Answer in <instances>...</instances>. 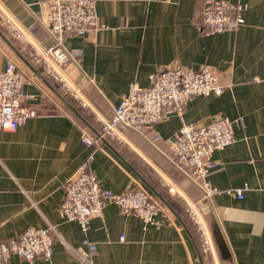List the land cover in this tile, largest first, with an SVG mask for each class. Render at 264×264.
<instances>
[{"label":"crops","instance_id":"0c3cea01","mask_svg":"<svg viewBox=\"0 0 264 264\" xmlns=\"http://www.w3.org/2000/svg\"><path fill=\"white\" fill-rule=\"evenodd\" d=\"M49 1L0 0V67L15 63L29 95L21 105L38 112L17 130L0 128V241L52 225L60 235L52 258L31 264H84L74 250H88L85 240L95 245V264H264V0H238L246 6L243 23L215 33L206 31L201 14L207 0H95L99 28L65 40L81 50L68 71L86 107L35 58L53 43L42 24ZM202 64L218 71L226 85L222 94L196 96L182 115L142 132L120 130V141L104 140L94 151L91 165L102 186L116 193L146 189L159 204L158 224L122 213L113 201L87 230L63 217L58 207L64 184L91 151L83 134L98 135L131 82L146 86L151 73ZM218 116L241 117L243 123L235 122L233 143L213 152L216 166L206 179L219 190L205 200L202 188L175 165L167 138L183 121L206 123ZM188 202L202 209L211 252L200 248L185 212ZM4 264L29 262L13 255Z\"/></svg>","mask_w":264,"mask_h":264},{"label":"built area","instance_id":"2783aa9c","mask_svg":"<svg viewBox=\"0 0 264 264\" xmlns=\"http://www.w3.org/2000/svg\"><path fill=\"white\" fill-rule=\"evenodd\" d=\"M47 4L49 12L42 24L53 43L38 51L35 58L42 70L68 96L86 107L68 71L69 66L81 56V50L68 48L65 40L70 34L81 35L99 28L95 0H50ZM245 8L238 0H207L201 12L206 31L236 30L243 23L241 11ZM7 24L19 39L26 40L23 30L13 20L8 19ZM225 89L218 71L209 64H202L199 68L172 65L151 73L146 86L131 82L113 116L101 122L98 135L83 134L82 141L91 151L64 184L65 192L58 207L60 214L79 222L82 229L87 230L91 219L101 216L106 203L113 201L122 213H134L146 224H158L159 204L146 189L137 186L116 193L102 186L91 165L94 151L104 140L120 141V130L142 132L146 126L171 115H182L196 96L222 94ZM28 96L23 76L15 63L8 61L5 68L0 67V128L17 130L37 115L35 108L21 105ZM236 121L243 123L241 117L235 120L225 116L214 117L206 123L183 121L176 134L167 138L175 165L202 188L205 200L219 190L206 179L216 166L213 152L234 142ZM237 195L243 197V188L237 189ZM185 212L195 226L202 252H211L213 239L201 207L188 202ZM58 236L52 225L29 227L8 242L0 241V264L8 262L13 255L25 258L29 264L38 257L51 259L55 237ZM84 242L88 250L80 246L74 251L84 264H95L91 258L95 245L88 240Z\"/></svg>","mask_w":264,"mask_h":264}]
</instances>
